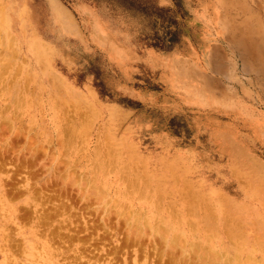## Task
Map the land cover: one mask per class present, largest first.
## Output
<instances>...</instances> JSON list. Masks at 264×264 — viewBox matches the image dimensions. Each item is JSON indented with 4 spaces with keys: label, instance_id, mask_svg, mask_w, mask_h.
<instances>
[{
    "label": "rangeland",
    "instance_id": "1",
    "mask_svg": "<svg viewBox=\"0 0 264 264\" xmlns=\"http://www.w3.org/2000/svg\"><path fill=\"white\" fill-rule=\"evenodd\" d=\"M0 98V264H264V0H0Z\"/></svg>",
    "mask_w": 264,
    "mask_h": 264
},
{
    "label": "bare ground",
    "instance_id": "2",
    "mask_svg": "<svg viewBox=\"0 0 264 264\" xmlns=\"http://www.w3.org/2000/svg\"><path fill=\"white\" fill-rule=\"evenodd\" d=\"M9 8H11V10H10V12H8L6 15L8 16V18H9V21H10V23H12V24H15V18H16V15H17V11H18V8L17 7H15L14 5H9L8 6ZM56 11H58V8H56ZM56 14V13H55ZM6 16V17H7ZM61 18H62V16H60ZM1 97H2V95H1ZM1 99V98H0ZM43 135V134H42ZM216 137H217V135H216ZM65 141V140H64ZM31 144V143H30ZM66 144V143H65ZM233 144V143H232ZM32 145V144H31ZM228 146H230L231 144H227ZM65 147V146H64ZM70 148V147H69ZM40 149V148H39ZM28 150V149H27ZM227 151V150H226ZM66 152V151H65ZM44 153V152H43ZM38 158H40V157H38ZM46 165V164H45ZM5 169V168H4ZM58 170V169H57ZM17 172V171H16ZM57 175H58V173H57ZM15 176V175H14ZM33 178V177H32ZM34 179V178H33ZM83 179V178H82ZM135 181V180H134ZM71 183V182H70ZM136 183V182H135ZM145 183H143V185H144ZM67 185V184H66ZM127 185H129L128 183H127ZM136 186V185H135ZM133 187V186H132ZM103 188V187H102ZM106 189V188H105ZM121 189V188H120ZM117 191V190H116ZM12 192V191H11ZM15 193V192H14ZM35 194V193H34ZM128 195V194H127ZM91 196V195H90ZM61 197V196H60ZM12 199V198H11ZM58 200V199H57ZM62 201V200H61ZM42 206V205H41ZM31 207V206H30ZM160 211V210H159ZM196 211V210H195ZM59 212V211H58ZM57 212V213H58ZM150 212V211H149ZM159 213H161V211L159 212ZM141 214H143V213H141ZM152 214V213H151ZM165 214V213H164ZM163 215V214H162ZM145 216V215H144ZM195 216V215H194ZM140 217H142V215L140 216ZM139 217V218H140ZM24 218H26V217H24ZM145 218H146V216H145ZM150 218V217H149ZM180 218V217H179ZM217 218V217H216ZM228 218V217H227ZM168 219V218H167ZM200 219V218H199ZM231 219V218H230ZM244 219V218H243ZM139 220V219H138ZM166 220V219H165ZM170 220V219H169ZM196 220V219H195ZM207 220H208V218H207ZM148 221V220H147ZM228 221V220H227ZM231 221V220H230ZM144 222V221H143ZM149 223H150V221H148ZM166 222H167V220H166ZM200 222H202V221H200ZM207 222V221H206ZM234 222H235V220H234ZM138 222H136V224H137ZM152 223V222H151ZM169 223V222H168ZM168 223H167V225H168ZM182 224H183V222H181ZM238 223V222H237ZM46 224V223H45ZM141 224V223H140ZM145 224H146V221H145ZM240 224H241V222H240ZM2 225V224H1ZM7 225V224H6ZM138 225V224H137ZM157 225V224H156ZM164 225V224H163ZM188 225V224H187ZM200 225V224H199ZM198 225V226H199ZM205 225H208V224H205ZM219 225V224H218ZM229 225V224H228ZM227 225V226H228ZM125 226V225H124ZM135 226V225H134ZM150 226V225H149ZM179 226V225H178ZM215 226V225H214ZM239 226V225H238ZM237 226V227H238ZM99 227V226H98ZM137 227V226H136ZM170 227V226H169ZM197 227V226H196ZM211 227V226H210ZM209 227V228H210ZM225 227V226H224ZM229 227V226H228ZM148 228V230H149V227H147ZM188 228V227H187ZM201 228V227H200ZM200 228H199V230H200ZM239 228H241V227H239ZM92 229V228H91ZM135 229V228H134ZM145 229H146V227H145ZM163 229V228H162ZM161 229V230H162ZM197 229V228H196ZM202 229V228H201ZM226 229V228H225ZM228 229V228H227ZM243 229V228H242ZM129 230V229H128ZM140 230V229H139ZM161 230H160V232H161ZM169 230V229H168ZM215 230V229H214ZM219 230V229H218ZM239 230V229H238ZM73 231V230H72ZM92 231V230H91ZM96 231V230H95ZM136 231V230H135ZM157 231V230H156ZM241 231V230H240ZM21 232V231H20ZM147 232V231H146ZM193 232V231H192ZM209 232H211V231H209ZM217 232V231H216ZM22 233V232H21ZM26 233V232H25ZM30 233V232H29ZM135 233V232H134ZM158 233V232H157ZM202 233H204V232H202ZM222 233V232H221ZM236 233H238V232H236ZM16 234V233H15ZM18 234V233H17ZM168 234H169V232H168ZM211 234H212V232H211ZM217 234V233H216ZM94 235H96V234H94ZM196 235H198V234H196ZM206 235H207V233H206ZM212 235H214V234H212ZM221 235V234H220ZM61 236H62V234H61ZM88 236H89V234H88ZM108 236V235H107ZM179 236V235H178ZM186 236H187V234H186ZM189 236H190V234H189ZM192 236V235H191ZM211 236V235H210ZM92 236H90V238H91ZM160 237V236H159ZM162 237H163V241L164 242H166V244H168L169 243V246L170 247H172L173 249L175 248V244L177 245V241H176V239H172V238H170V237H168L167 235H166V237H165V234H163L162 235ZM194 237V236H193ZM197 237V236H196ZM212 237V236H211ZM225 237V236H224ZM228 237V236H227ZM73 238V237H72ZM174 238V237H173ZM178 238V237H177ZM195 238V237H194ZM204 238H206V237H204ZM11 239V238H10ZM79 239V238H78ZM127 239V238H126ZM133 239V238H132ZM179 239V238H178ZM196 239V238H195ZM201 239V238H200ZM212 239V238H211ZM228 239H229V237H228ZM184 240V239H183ZM217 240V239H216ZM89 241V240H88ZM100 241V240H99ZM187 241V240H186ZM190 241V240H189ZM195 241V240H194ZM249 241V240H248ZM136 242V241H135ZM181 242H182V240L180 241V245H181ZM197 242H198V240H197ZM205 242H208V241H205ZM214 242V241H213ZM222 242V241H221ZM221 242H220V244H221ZM10 243V242H9ZM184 242H182V244H183ZM226 243V242H225ZM228 243V242H227ZM232 243V242H231ZM73 244V243H72ZM190 244V243H189ZM198 244V243H197ZM239 244V243H238ZM248 244H249V242H248ZM260 244V243H259ZM12 245V244H11ZM16 245V244H15ZM99 245H100V243H99ZM196 245V244H195ZM233 245H235V244H233ZM262 245V244H261ZM260 245V246H261ZM264 245V244H263ZM14 245H12V247H13ZM91 246V245H90ZM183 246H184V244H183ZM197 246V247H196ZM196 246H194V245H190V249H192V253L191 252H188V250H187V255H185L187 258H189V257H191V255L194 257L193 258V260H195V262H194V264H243L244 263V261H243V257L245 256V253H243L242 252V250H241V248L240 247H233V248H230L229 249V251L227 250H222V252H218V251H216V250H214V246H216V243H215V245L214 246H212V245H210V247L209 246H206L205 247V245L203 246V247H201V246H199V245H196ZM227 246V245H226ZM238 246H240V245H238ZM81 247V246H80ZM101 247V246H100ZM115 247V246H114ZM194 247H196L195 249H194ZM229 247V246H228ZM253 247H256L255 245L253 246ZM67 248V247H66ZM111 248V247H110ZM127 248V247H126ZM208 248V249H207ZM216 248V247H215ZM227 248V247H226ZM32 249H34V247L32 246ZM101 249V248H100ZM114 249V248H113ZM169 249V248H168ZM219 249H221V247L219 248ZM98 250V249H97ZM157 250H158V248H157ZM162 250V249H161ZM175 250V249H174ZM133 251V250H132ZM170 250H168V252H169ZM176 251H178V248H177V250ZM248 251V250H247ZM91 252V251H90ZM98 252V251H97ZM121 252V251H120ZM175 252V251H174ZM186 251H185V248L184 247H182V245H181V247H180V250H179V253H180V256H182V255H184V253H185ZM157 253V252H156ZM173 253V252H172ZM177 253V252H176ZM123 254V253H122ZM158 254V253H157ZM252 254V253H251ZM72 255V254H71ZM104 255V254H103ZM109 255V254H108ZM174 255H175V253H174ZM179 255V254H178ZM255 255V254H254ZM38 256H40L39 258H40V260L39 261H37V262H35L34 264H53L51 261H50V253H49V250H47L46 249V246L44 247V245L42 246V248H41V254L39 255L38 254ZM75 256V255H74ZM101 256V255H100ZM107 256V255H106ZM157 256V255H156ZM168 256H170L169 254H168ZM177 255H175V258H177L176 257ZM262 256V255H261ZM109 257V256H108ZM108 257H107V259H108ZM143 257V256H142ZM160 257V256H159ZM161 257H162V255H161ZM179 257V256H178ZM254 257H256V256H254ZM100 258H102V257H100ZM156 258V257H155ZM157 258H158V256H157ZM167 258V257H166ZM169 258V257H168ZM187 258H186V260H187ZM106 259V258H105ZM185 259V258H184ZM256 259V258H255ZM104 260V259H103ZM111 260H113V258H111ZM111 260H110V262H111ZM168 259H166L165 260V262L167 261ZM171 260V259H170ZM173 260H175V259H173ZM173 260H171V261H173ZM185 260V261H186ZM192 260V261H193ZM245 260V259H244ZM106 261V260H105ZM113 261H115V260H113ZM121 261H123V260H121ZM176 261V260H175ZM175 261H174V263H175ZM180 261H181V258H180ZM191 261V263H193ZM250 261V260H249ZM262 261H264V256L262 257ZM29 264H33L32 263V259H30L29 261ZM140 262H142V261H140ZM154 262V261H153ZM164 262V264H166ZM247 262V261H246ZM104 263V262H103ZM139 263V262H138ZM149 263V262H148ZM179 263V262H178ZM177 263V264H178ZM181 263V262H180ZM191 263H189V264H191ZM254 263V262H253ZM83 264V263H82ZM112 264V263H111ZM116 264H117V262H116ZM137 264V263H136ZM140 264V263H139ZM144 264V263H143ZM168 264H169V262H168ZM170 264H173V262H171ZM184 264V263H183ZM186 264V263H185Z\"/></svg>",
    "mask_w": 264,
    "mask_h": 264
}]
</instances>
